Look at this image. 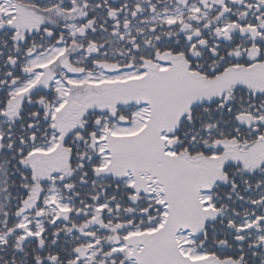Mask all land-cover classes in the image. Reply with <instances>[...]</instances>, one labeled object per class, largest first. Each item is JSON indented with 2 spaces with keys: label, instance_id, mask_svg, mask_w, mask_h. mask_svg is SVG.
<instances>
[{
  "label": "snow or ice",
  "instance_id": "snow-or-ice-1",
  "mask_svg": "<svg viewBox=\"0 0 264 264\" xmlns=\"http://www.w3.org/2000/svg\"><path fill=\"white\" fill-rule=\"evenodd\" d=\"M0 264H264V0H0Z\"/></svg>",
  "mask_w": 264,
  "mask_h": 264
}]
</instances>
